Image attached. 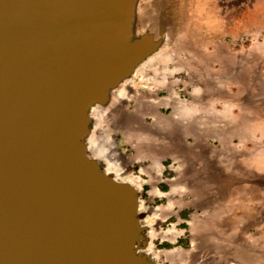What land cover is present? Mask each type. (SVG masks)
<instances>
[{"label": "water", "instance_id": "95a60500", "mask_svg": "<svg viewBox=\"0 0 264 264\" xmlns=\"http://www.w3.org/2000/svg\"><path fill=\"white\" fill-rule=\"evenodd\" d=\"M136 4L0 0V264H156L140 191L88 145L91 106L164 41L126 43Z\"/></svg>", "mask_w": 264, "mask_h": 264}, {"label": "rangeland", "instance_id": "374dc122", "mask_svg": "<svg viewBox=\"0 0 264 264\" xmlns=\"http://www.w3.org/2000/svg\"><path fill=\"white\" fill-rule=\"evenodd\" d=\"M151 1L167 47L140 68L130 99L92 118L89 138L109 139L121 176L140 185L156 264H264V0H137L135 28ZM182 109L199 129L179 157L156 125Z\"/></svg>", "mask_w": 264, "mask_h": 264}, {"label": "bare ground", "instance_id": "6f19581e", "mask_svg": "<svg viewBox=\"0 0 264 264\" xmlns=\"http://www.w3.org/2000/svg\"><path fill=\"white\" fill-rule=\"evenodd\" d=\"M141 5L138 4V7H135V9H133V16H134V20L133 22L136 24V22L138 21V13L142 11ZM150 6V10L148 13L144 14L142 16V20L144 22V24H141L138 29H134L132 28V33L127 32V35H123V38L126 39V43L130 42L132 39L135 38H143L145 36H150L153 37L155 40L156 39H161L162 36V29H165L164 26L162 25L161 21L162 18L161 17V11L158 8L157 5H155L154 3H152L151 1V5ZM145 32V36L144 35H138L137 33H143ZM167 47L166 41H163L161 44H159L156 47V51L151 54L150 56H148L146 59L142 60L141 62H139L119 83L115 84L114 86H112L107 94L104 96V98L98 100V101H106L108 99V106H103V104H98L96 101L90 108L89 111V115L91 113V109L93 108V106L97 105L96 107H94V109L92 110V118L94 117L95 119L99 120V119H103V117L106 115V113L108 112L109 109L113 110L114 108H118V106L120 107L121 103L123 100H128L130 99V93L129 90H133L134 86H135V78L140 70V68L142 66H144L148 60H150L153 56L160 54L161 52L165 51ZM105 103V102H104ZM106 138V137H105ZM105 142H109L110 144V140L107 139V141ZM104 142L105 145H98L93 138H89L88 139V145H89V150L90 153L92 155V158H94L95 163L98 165V167L104 171L107 174H111L114 176V178L118 179L119 181L128 183L132 186H134L137 190L140 189V185H138V183L136 181L133 180L132 177H122L121 175L123 174V169L120 167V164L115 161L114 159H112V152H111V147L112 145L110 144V146H107V144ZM136 178L141 177V176H135ZM142 181V178L141 180ZM140 184V182H139ZM142 205L140 204L139 207V211L141 210ZM146 221V219H145ZM140 223H143V220L140 219ZM149 225V224H148ZM152 234V231H151ZM138 251L141 253V248L138 247ZM144 251L146 252V254H150V249H149V245L147 247H145ZM146 256V255H145ZM155 259V258H154Z\"/></svg>", "mask_w": 264, "mask_h": 264}, {"label": "crops", "instance_id": "0c3cea01", "mask_svg": "<svg viewBox=\"0 0 264 264\" xmlns=\"http://www.w3.org/2000/svg\"><path fill=\"white\" fill-rule=\"evenodd\" d=\"M182 111H183L182 114L176 113L177 119H175L176 120L175 122H174L173 116H170L169 118L164 117V119H163L164 124L162 123V117L159 114L160 115L158 118L159 125H156L158 128H162V129H159L161 136L169 139V141L167 143L168 144L167 145L168 151L172 154H177V156L180 155L179 157H181L184 154L181 150V146L184 145L185 150L186 151L188 150V149H186V147H188V146L185 145L186 136H190V137L193 136V131L195 132L196 130L199 129V128H197L198 127V120H197L196 116L192 113V111H194V110L192 109V110L185 111L182 109ZM187 119H190V121ZM194 136H195L194 140H196V141L192 146L195 150V151H193V154L197 156L198 155V153H197L198 152V145H199V143L201 145V140H200V135H198V136L194 135ZM197 140H199V141H197ZM165 150H167V149H165ZM178 152H179V154H178ZM201 152H203V151L200 150V157H201ZM170 153L165 152L164 154L161 155V158L162 159L166 158L167 156L170 155ZM246 155L247 154L244 153V157ZM198 158H199V156L196 159H198ZM200 161H207V163H208V158L207 157L200 158ZM156 166H157V173H158V175H160L163 172V166L159 165V164ZM239 169H241V168H239ZM233 171H235V169L231 170L229 173H227V171L224 170L221 173V175L231 174ZM243 174H245V175L247 174V169L244 170Z\"/></svg>", "mask_w": 264, "mask_h": 264}]
</instances>
